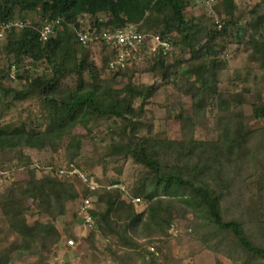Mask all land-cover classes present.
<instances>
[{
    "label": "trees",
    "instance_id": "trees-1",
    "mask_svg": "<svg viewBox=\"0 0 264 264\" xmlns=\"http://www.w3.org/2000/svg\"><path fill=\"white\" fill-rule=\"evenodd\" d=\"M193 1L197 4L200 2ZM190 2L191 0H0V28L16 21L25 22L26 12L38 15L40 11V18H58L62 21L55 36L45 42L38 40L37 24L34 22L31 28L10 27L2 32L0 38H4V51L8 55H21L30 59L33 64L44 61L54 68L51 75L36 77L25 89L15 92L19 100L37 97L44 128H37L40 126L38 122L26 121L10 130L0 129V166L14 164V160L23 159L24 149H49L54 152L61 148L64 141H68L66 155L71 160L78 156L84 140L81 137H70L75 126L80 125L87 129L90 120H118L122 123V129L114 130L112 134L117 135L118 139L110 140V145L103 155L99 156L95 149V165H99V159L103 156L113 160L131 159L147 169L148 174L143 176L144 181H138L141 185L137 195L148 203L142 212L137 213L135 208L138 205L130 203L131 201H122V193L118 191H109L107 198L106 195L104 198L100 197V202L105 204V210L98 216L91 200L92 216L96 217L98 230L102 232L109 229L120 246L132 251L141 247L133 236V226L140 227L141 236L159 239L167 236L175 218L190 210L195 220H199L198 224H201L202 229L218 230L232 236L249 257L264 263V245H256V242L250 239L241 220L235 217L224 219L225 214L221 212L222 199L225 200L229 195L233 181L237 180L238 174H242L239 170L249 159L253 164V167L249 166L251 172H259L260 175L255 181L260 192L257 197L264 212V170H255L258 167L255 163L257 160L259 164L264 163V128L246 134L239 127L236 132H231V128L225 127L216 142H201L194 138L193 116L180 112L175 114L181 131L183 130L180 140L165 137L157 140V137L138 136L143 129L148 132L146 134L151 133V127L145 129V123L141 122L140 118L144 107L156 92L155 86H135L127 83L123 88L116 90L109 83L98 82L93 73L94 61H87L83 54L78 57L75 52H81L88 46L101 53L102 50L106 51L105 53L109 51L107 57L105 54L104 57L101 55L106 61H103L105 67L112 56L111 50L102 42L88 46L79 44L70 24H73L75 29L94 26L98 30L135 25L139 33H149L167 40L171 50L178 47L182 51L185 49L190 55L189 62L195 63L203 71L199 83L192 85L193 88L185 92L191 100L193 114L199 115L198 110L203 109L207 101L211 102L217 95V71L223 66L219 60V50H223V46L215 42L225 31L218 33L203 27V16L195 19L185 15L184 11ZM12 5L19 7L21 18L12 19ZM221 7L226 18L230 20L235 8L234 0H221ZM84 15L94 17V23L89 22L81 26L79 18ZM101 15L106 16V21L98 19ZM253 20L255 29L264 30V14L257 15ZM202 37L205 41L200 43ZM260 37L262 40H258V45H253L256 55L260 52L264 55V36L258 35V38ZM145 49L141 50L143 54ZM170 51L159 49L154 56L145 54L149 59L147 72L152 77L157 69L158 76L168 82L169 77L166 75L169 71L164 59L169 56ZM134 61L135 59L132 63ZM135 65L134 68L137 66ZM128 67L127 64L124 69L114 72L116 75H125ZM86 70H91L88 83H85L83 77ZM185 70L183 67L173 73L178 74ZM68 79L73 81L71 88L62 85ZM9 92L11 90L6 91ZM135 103L139 106L136 107ZM230 115L234 117L232 121L237 120L235 118L238 114L230 112ZM252 117L256 120L264 118V104L253 105ZM112 132L110 131L109 135ZM250 140H254V146L250 145ZM249 147H252L251 151ZM16 151L21 153L18 158L13 157ZM93 161L95 160L90 162ZM76 183L74 179L69 178L58 180L54 174L43 180L33 176L26 179L22 185L9 187L4 191L0 203L10 214L9 227L19 238V246L15 251L18 256L33 254L36 247H39L37 252L42 254L60 239L53 221L65 214L68 201L80 198ZM92 193L94 191L85 189L79 201L90 198L87 196ZM159 193L169 198L161 199L157 197ZM27 198L37 202L40 214L48 219L46 223L41 222L39 218L31 226L26 224L23 214L28 208L23 201ZM149 248L155 250L152 246ZM146 253L149 259L142 263L156 264L154 254L149 251ZM111 256L118 264L125 263L114 251H111ZM125 256L127 261L133 260L128 254Z\"/></svg>",
    "mask_w": 264,
    "mask_h": 264
},
{
    "label": "rangeland",
    "instance_id": "rangeland-1",
    "mask_svg": "<svg viewBox=\"0 0 264 264\" xmlns=\"http://www.w3.org/2000/svg\"><path fill=\"white\" fill-rule=\"evenodd\" d=\"M234 5L233 17L230 20L224 14L221 0H215L210 6H203L200 2L197 4L191 0L184 11L189 18L200 19L203 16L204 18H201L203 27L211 31L218 33L225 31L215 42L223 46V50H219V60L223 66L217 71V95L211 102L207 101L203 109L198 110L199 115L193 114L191 100L185 92L192 89V85L199 83L203 71L195 63L189 62L190 55L185 49L182 51L179 47L172 48L169 56L164 59L169 71L166 75L169 77L168 82H164L158 76L157 69L153 77L147 72L149 59L145 54H135L134 63L133 60L128 62L127 73L116 75L114 71H109L103 66L106 62L104 54L107 57L109 51L105 53L106 51L102 50L101 53L96 49L93 51L94 49L88 46L81 52H78L79 50L75 52L78 57L83 54L87 61L93 60L95 64L93 73L98 82L109 83L116 90L123 88L127 83L135 86H155L156 92L144 107V113L140 118V121L145 123V129L151 127V133L146 134L148 132L143 129L138 136L157 137V140L163 137L180 140L183 130L181 131L179 121L175 118V114L180 112L193 116L194 138L201 142H216L225 127L231 128V132H236L239 127L243 133L250 134L264 128V118L256 120L252 117L253 105L264 104V55L262 52L256 55L253 48V45H258L262 40L258 35L264 36V30L255 29L256 27L252 25L254 17L264 14V5L263 0H234ZM10 9L13 13L12 19L21 18L17 5L10 6ZM38 13V15L33 12L25 13L26 20L30 24L32 22L37 24V28L44 21L39 17L42 15L41 12ZM79 19L81 26L89 22L94 23L95 20L94 17L85 15ZM98 19L104 22L106 16L101 15ZM216 21L218 24H215ZM70 26L75 28L73 24ZM204 41L202 37L200 43ZM4 43V38H0V129L10 130L20 123L29 121L38 122L40 126L37 128L42 130L44 123L40 117L37 97L19 100L15 92L25 89L36 77L51 75L54 67L44 61L33 64L30 59L21 55H8L4 51ZM134 64L137 65L136 68ZM183 67L185 71L173 73ZM89 73L91 74V70L83 73L85 83L90 81ZM72 84L73 81L68 79L62 85L71 88ZM8 90L11 92L6 93ZM135 105L139 106L138 103ZM230 112L238 114L235 118L237 120L232 121L234 117ZM88 125L87 129L77 125L71 132L70 137L84 139L78 156L71 160L66 155L68 141H64L61 148L54 152L49 149L40 151L24 149L23 159L14 160V164L0 166V199L7 188L18 187L30 177L35 176L43 180L54 174L58 180L74 179L80 198L84 195L85 189H93L94 193L87 197L93 201V208L98 216L105 210V204L100 202V197L104 198L109 191L122 193L120 195L122 201L139 199L135 210L137 213L142 212L148 201L137 195L141 185L138 181H144L143 176L148 174V170L131 159L113 160L103 156L99 159V165H95L97 160L95 149L99 156L104 153L110 145V140L118 139L117 135L112 134L114 130L122 129V123L118 120H90ZM108 131L113 132L109 135ZM250 145H255L254 140H250ZM251 148L249 147V151ZM19 156L21 153L14 152V158ZM92 160L95 161L90 162ZM255 163L258 166L255 170H264V163L259 164L258 160ZM252 165L249 159L239 170L242 174L237 175L229 195L225 200L222 199L221 212L225 214L224 219L235 217L241 220L250 239L256 242V245H264V212L257 197L260 192L255 181L260 175L259 172H251L249 166L253 167ZM63 166L64 174L60 175L59 169ZM157 197L169 198L163 193H159ZM79 199L66 201L65 214L53 221L60 239L42 254L37 252L39 247H36L33 254L22 257L15 252L19 246V238L8 225L10 214L0 203V264H118L111 256V251L120 255L126 264H143L142 261H148L146 251L154 254L156 264H264L257 258L249 257L232 236L218 230L202 229L201 224H198L199 220H195L190 210L183 216L175 218L167 231V236L159 239L141 236L140 227L133 226V236L141 247L131 251L120 246L109 229L102 232L98 230L95 224L96 217L93 218V227L85 224L77 214L81 202ZM23 203L28 208L23 214L27 225H33L39 218L41 222L48 221L40 214L36 201L27 198ZM68 239L73 240V246H67ZM151 246L154 247V251L149 250ZM125 254L131 256L133 260L127 261Z\"/></svg>",
    "mask_w": 264,
    "mask_h": 264
},
{
    "label": "built area",
    "instance_id": "built-area-1",
    "mask_svg": "<svg viewBox=\"0 0 264 264\" xmlns=\"http://www.w3.org/2000/svg\"><path fill=\"white\" fill-rule=\"evenodd\" d=\"M215 0H202L204 6H210ZM215 24H218L216 21ZM61 25L60 19H46L38 28V38L41 42H45L49 38L53 37ZM28 24L20 21L9 23L6 26H1L0 37L2 32L10 27L25 28ZM76 41L82 46H88L90 44H97L102 42L106 48L111 50L112 56L108 59L105 69L109 71H117L118 69H124L128 62L135 59V54L142 53L154 56L159 49L168 52L171 50V46L167 40L160 38L157 35L149 33H139L136 31L134 25H127L122 28L113 30H98L96 27L87 26L82 29H74ZM147 45V47H146ZM143 54V53H142ZM64 166L59 169V174H64ZM82 177H84L82 175ZM94 191L93 189H89ZM91 198H85L81 200L77 214L84 220L85 224L90 227L94 226V219L91 211ZM132 203H139V199H132ZM67 246H73V240H66ZM153 251V248H149Z\"/></svg>",
    "mask_w": 264,
    "mask_h": 264
},
{
    "label": "clouds",
    "instance_id": "clouds-1",
    "mask_svg": "<svg viewBox=\"0 0 264 264\" xmlns=\"http://www.w3.org/2000/svg\"><path fill=\"white\" fill-rule=\"evenodd\" d=\"M216 1H218V0H216ZM200 3L202 4V0H200ZM46 19H50V18H44L43 20H46ZM57 19H58V18H57ZM61 22H62V21H61ZM24 23L28 24V26L25 27V28H31V25H33V23L30 24V22L27 21V20H26ZM39 27H40V26H39ZM39 27H38V28H39ZM60 27H61V26H60ZM25 28H24V29H25ZM38 28L36 27V30H37V31H38ZM21 29H23V28H21ZM73 29H75V28H73ZM56 33H57V31H56ZM56 33H55V34H56ZM37 35H38V32H37ZM54 36H55V35H54ZM38 40H39V38H38ZM39 41H40V40H39ZM40 42H41V41H40Z\"/></svg>",
    "mask_w": 264,
    "mask_h": 264
},
{
    "label": "crops",
    "instance_id": "crops-1",
    "mask_svg": "<svg viewBox=\"0 0 264 264\" xmlns=\"http://www.w3.org/2000/svg\"><path fill=\"white\" fill-rule=\"evenodd\" d=\"M132 203V202H131ZM132 204H134V203H132ZM65 246V245H64Z\"/></svg>",
    "mask_w": 264,
    "mask_h": 264
}]
</instances>
